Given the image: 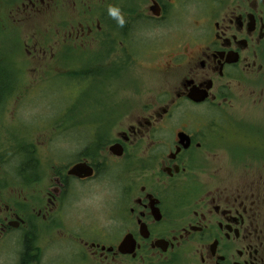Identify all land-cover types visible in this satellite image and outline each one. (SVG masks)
<instances>
[{"label": "flooded vegetation", "instance_id": "1", "mask_svg": "<svg viewBox=\"0 0 264 264\" xmlns=\"http://www.w3.org/2000/svg\"><path fill=\"white\" fill-rule=\"evenodd\" d=\"M38 20L52 43L37 38ZM20 30L28 54L56 56L63 74L73 57L69 73L113 99L90 103L100 119L65 161L55 155L64 145L48 152L18 122L26 68L2 65L0 52V264H264V177H193L221 139L249 136L221 110L233 90H264L244 82L264 79V0H0V38ZM146 67L165 72L167 91L147 105L112 103L129 86L110 80Z\"/></svg>", "mask_w": 264, "mask_h": 264}, {"label": "rangeland", "instance_id": "2", "mask_svg": "<svg viewBox=\"0 0 264 264\" xmlns=\"http://www.w3.org/2000/svg\"><path fill=\"white\" fill-rule=\"evenodd\" d=\"M39 21L35 22L34 27L37 38L44 45L52 43V41L46 42L42 39L41 34L47 32V26ZM50 22L52 24L54 21L50 19L48 25ZM49 29L50 32L53 30L52 27L49 28L48 26V31ZM20 31L19 36L21 38L16 36L15 33L3 35L0 38V52L9 51L7 52L9 57L3 58L2 64L4 66L10 64L24 67L26 70L23 71L27 72L25 74L18 73L21 88L15 90L16 94L13 96L16 97L17 95L22 98V102L16 108L18 110V122L21 121L24 124L26 121L30 128L34 130V139L39 141L42 146L45 145V140H48L46 151L52 150L53 152L59 144L64 145L66 149L58 147L55 150V155L57 157V154L62 156L65 154V157H67L65 161H70L80 148L79 142L76 143L77 139L80 142L86 140V134L91 131V128L86 125L90 123L91 126V122H95L96 117L97 120L100 119L99 115L102 114L99 110L100 106L92 107L90 103L99 98L102 100L98 104L111 103L113 95L107 90H102L101 83L97 80L93 82L86 81L74 78L77 77L75 75H68L67 73L74 72L75 69L73 57L66 60L67 71L66 74H63L61 72L63 62L60 61L59 63L56 56L40 57L37 55L34 57L28 54L22 41V36L24 37L26 32ZM45 70L48 73H44ZM167 82L165 72L162 69L156 70L153 68L152 70L146 67L137 74H132V72L123 73L120 80H110V83H113L118 90H120L122 84L129 87L126 86L128 88L117 91L118 99L115 98L112 103H117L119 99H129L147 105L154 100L155 96L167 91ZM244 82H253L264 86V79L260 78L247 77ZM133 87H136V89H133ZM115 88L112 89L115 90ZM263 91L257 90V94L252 97H250L248 90L231 91V104L222 109L221 113L232 115V119L237 125L246 126L249 136L231 133V137L221 139V151L209 159H204L206 162L204 164L210 167L202 166L195 169L194 178L201 181H240L241 179L250 180L264 177V153L256 154V151H264V139L261 138V135L264 136V101L256 105L253 103L255 97L264 99ZM211 114L215 113L211 111ZM60 119L65 121V123L61 121V128H59L60 126L57 127ZM21 122L20 124H22ZM52 129L65 132L62 134L64 138H52L54 134L47 135L44 131ZM249 153L256 155H250ZM254 157L256 159H253ZM45 169L46 177L50 174V168L47 166ZM6 175L8 176V173ZM39 187H41V184ZM106 189L107 187L98 188L96 194H106Z\"/></svg>", "mask_w": 264, "mask_h": 264}, {"label": "clouds", "instance_id": "3", "mask_svg": "<svg viewBox=\"0 0 264 264\" xmlns=\"http://www.w3.org/2000/svg\"><path fill=\"white\" fill-rule=\"evenodd\" d=\"M109 14L113 17H118L119 18V22L121 25H123L124 23V19L122 16H120V12H119V9L117 8H110L109 9Z\"/></svg>", "mask_w": 264, "mask_h": 264}, {"label": "trees", "instance_id": "4", "mask_svg": "<svg viewBox=\"0 0 264 264\" xmlns=\"http://www.w3.org/2000/svg\"><path fill=\"white\" fill-rule=\"evenodd\" d=\"M1 64H2V63H1ZM2 65H3V64H2ZM67 74H68V75H69V74H72V75H75V76H76L75 73H67ZM74 78L77 79V77H74ZM4 88H5V86H4V84H3V78H0V94H1V92H3Z\"/></svg>", "mask_w": 264, "mask_h": 264}, {"label": "water", "instance_id": "5", "mask_svg": "<svg viewBox=\"0 0 264 264\" xmlns=\"http://www.w3.org/2000/svg\"><path fill=\"white\" fill-rule=\"evenodd\" d=\"M77 167H80V166L79 165L78 166H75L71 172L74 173L75 170L77 169Z\"/></svg>", "mask_w": 264, "mask_h": 264}]
</instances>
